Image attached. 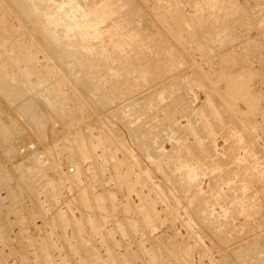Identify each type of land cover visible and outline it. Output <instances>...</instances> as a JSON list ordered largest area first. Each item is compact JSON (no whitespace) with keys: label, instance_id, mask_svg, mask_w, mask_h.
<instances>
[{"label":"rangeland","instance_id":"obj_1","mask_svg":"<svg viewBox=\"0 0 264 264\" xmlns=\"http://www.w3.org/2000/svg\"><path fill=\"white\" fill-rule=\"evenodd\" d=\"M63 1L0 0V264H264V0Z\"/></svg>","mask_w":264,"mask_h":264},{"label":"bare ground","instance_id":"obj_2","mask_svg":"<svg viewBox=\"0 0 264 264\" xmlns=\"http://www.w3.org/2000/svg\"><path fill=\"white\" fill-rule=\"evenodd\" d=\"M61 1V0H60ZM65 1V0H64ZM64 1L63 2H61V3H64ZM81 2H82V0H80ZM32 2H33V0H32ZM66 3H67V8L63 5V6H61V4H58V3H55V7L54 8H56V12L54 13V15L53 16H51L48 12H44L43 14L46 16V18H47V20L46 21H48V24L49 25H62V26H65V25H67L68 23L70 24V22H72V20H74L73 18V16H74V14H76L75 12H77L78 11V2L77 1H74V0H66L65 1ZM37 4V3H36ZM103 4V3H102ZM102 4H100V6L102 5ZM105 4V3H104ZM91 5V4H90ZM96 5H98V4H96ZM38 5H36V7H37ZM79 6H81V5H79ZM82 6H84V5H82ZM81 6V7H82ZM35 7V6H34ZM62 7H65V8H62ZM93 7H95V5H93ZM104 7V8H103ZM88 8V7H87ZM87 8L85 9V10H87ZM90 8V7H89ZM98 8V7H97ZM97 8L95 7V10H97ZM34 9H36V8H34ZM40 10L41 8L40 7H38L37 8V10ZM91 9V8H90ZM89 9V11L91 12L94 8H92V10H90ZM81 10H83V8L81 9ZM84 10V11H85ZM95 10L93 11V14H91V16L92 15H94L95 14ZM42 11V10H41ZM98 11H99V9H98ZM110 10H108V8L106 7V4H105V6L103 5L102 6V12H101V7H100V14L98 15V13L99 12H96L97 13V15L96 16H100V20H102V19H104V18H108L109 17V15H110V12H109ZM87 12H88V10H87ZM85 13V12H83V13H80L81 15L80 16H82V19L86 16L85 14H88V13ZM79 13V12H78ZM42 14V15H43ZM84 15V16H83ZM90 15V14H89ZM80 16H79V18H80ZM76 17V16H75ZM77 17H78V15H77ZM43 18H44V16H43ZM91 17L89 16V20H88V22H89V24L88 23H86L85 25V29H84V31L82 30V29H80L79 27L80 26H78V25H75L74 24V21L76 20L77 21V19H75L74 21H73V25L74 26H71V30H72V28H73V31L71 32V33H73V35L74 36H78V38L80 39V42L82 41L83 43H85V42H87L89 39H91V38H98V36L101 34V31L98 29L99 28V24H98V21L100 22V20H97V19H90ZM95 18V17H94ZM97 18H99V17H97ZM105 19V20H106ZM80 21H81V19H79ZM45 21V22H46ZM83 21H85V18H84V20ZM82 21V22H83ZM104 21V20H103ZM85 22H87V21H85ZM80 23V22H79ZM79 23H77V24H79ZM101 23V22H100ZM84 24V23H83ZM70 26V25H69ZM98 27V28H97ZM117 27V26H116ZM115 27V28H116ZM81 28H82V26H81ZM86 28H87V30H88V28H90L91 29V31L90 32H88V31H86ZM68 30H69V27H68ZM67 30V31H68ZM70 30V31H71ZM112 30V29H111ZM115 30V29H114ZM70 31H68V33H70ZM84 32L86 33V36L88 35V37H86L85 35H84ZM103 32V31H102ZM66 34V33H65ZM70 35V34H69ZM102 37H103V35H102ZM100 38V37H99ZM113 40V39H112ZM79 42V41H78ZM74 43H76V42H74ZM113 43H116V42H113ZM66 44V43H65ZM81 44V43H80ZM79 44V45H80ZM69 45H71V43H69ZM111 45V44H110ZM113 45V44H112ZM124 45V44H123ZM87 46V45H86ZM85 47V46H84ZM88 47V46H87ZM117 47H119V45H117ZM81 49V48H80ZM85 49V48H84ZM122 49V48H121ZM88 50V49H87ZM120 50V49H119ZM7 66V65H6ZM114 70V69H113ZM7 72H9V71H7ZM12 72V71H11ZM12 76V75H11ZM2 77L0 76V79H1ZM11 78H14V76H12ZM10 78V79H11ZM15 79V78H14ZM14 79H12V80H14ZM2 81H3V79H2ZM187 166V165H186ZM195 167V166H194ZM191 170H192V167H191ZM191 170H189V171H191ZM197 170V169H196ZM194 172V171H193ZM96 201L98 202V204H99V200L98 199H96ZM96 204V203H95Z\"/></svg>","mask_w":264,"mask_h":264}]
</instances>
